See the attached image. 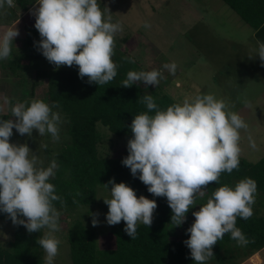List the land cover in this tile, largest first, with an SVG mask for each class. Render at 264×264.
Returning <instances> with one entry per match:
<instances>
[{"label": "clouds", "instance_id": "9594fccd", "mask_svg": "<svg viewBox=\"0 0 264 264\" xmlns=\"http://www.w3.org/2000/svg\"><path fill=\"white\" fill-rule=\"evenodd\" d=\"M6 5L12 7L14 0H0V9ZM31 12L40 36L38 50L55 69L77 66L80 79L87 77L89 84L100 86L116 77L118 65L112 59L114 36L123 29L120 23L111 22V15L105 19L98 0H35ZM17 23L0 35V60L11 56L13 40L19 35ZM144 27L151 25L145 22ZM256 44L254 54L249 57L258 56L264 66V42ZM122 60L135 63L129 57ZM163 68L175 75L177 64L166 63ZM162 78V73L155 69L129 70L120 86L128 88L143 82L146 87H155ZM140 102L148 111L133 117L128 126L132 136L127 141L128 155L121 163L150 194L166 198L171 209L170 222L178 227L185 222L186 213L196 206L197 197L205 195L209 184L219 183L222 173L238 170L240 130L246 131L248 124L230 110L234 104L212 94L185 97L166 110H160L151 95H144ZM5 103L11 101L6 97ZM244 103L251 107L247 100ZM56 108L59 104L55 102L51 105L42 100L17 102L10 107L11 118L0 120V213L6 214L14 226H23L29 234L47 230L36 240L45 253V264H54L61 243L54 235L59 231L61 215L54 202L63 207L65 201L49 182L59 165L52 159L45 167L27 144L9 141L13 129L28 137L36 130L39 137L49 135L53 141H59L63 121L61 114L53 110ZM153 111L154 115H150ZM248 141L255 149L250 134ZM39 148L45 149L47 145L39 144ZM103 186L109 193L103 199L108 208L105 220L109 226L123 221V230L131 239L137 236L138 224L151 226L157 208L155 200L143 195L137 197L131 187L114 179ZM256 191V182L251 178L240 180L234 187L223 185L211 193L198 211L192 212L194 221L186 229L189 238L183 243L190 250L194 264H206L213 258L212 249L225 234L238 246L250 243L236 221L237 217L248 220L253 216ZM76 195L81 193L77 191ZM73 203L78 201L74 199ZM98 215L92 214L93 227L100 223Z\"/></svg>", "mask_w": 264, "mask_h": 264}, {"label": "trees", "instance_id": "16d2710c", "mask_svg": "<svg viewBox=\"0 0 264 264\" xmlns=\"http://www.w3.org/2000/svg\"><path fill=\"white\" fill-rule=\"evenodd\" d=\"M250 25L255 26L264 19L250 6L264 0H222ZM35 0H16L19 10L25 11ZM260 20L257 21L256 17ZM39 33L36 29H27L21 43V53L7 59L6 66L11 75L17 76L16 67L22 59L31 61L42 57L38 50ZM34 42H36L34 44ZM114 63L118 65L116 77L105 85L89 84L87 77L78 76V67L59 68L50 71L37 68L31 63L33 71L32 88L40 78L46 81L44 98L29 97L26 102L42 100L48 104H59L54 111L62 114L65 120L68 140L59 147L56 161L59 165L50 183L55 186L56 194L65 201L61 207L65 215L78 207L95 204L103 184L109 179L116 183H125L131 187L137 197L143 195L155 200L157 208L153 213V222L149 228L143 224L137 226V236L131 239L125 232V223L109 226L108 232L113 236V247L100 248L95 230L86 226L81 219H73L66 231L69 262L67 264H194L190 250L170 226L171 209L165 197H155L147 191V187L130 174L123 166L124 157L101 155L98 147L106 130L113 136L121 138L132 136L129 125L133 117L148 111L140 102L144 95H151L160 110L178 103L158 86L137 82L131 87H121L129 70H135L137 62L129 52L115 43ZM122 57H129L135 63H128ZM154 115V111L149 113ZM11 118V112H1L0 120ZM139 173L137 174L138 177ZM251 178L256 182L255 203L252 206L253 216L248 220L237 217L236 226L250 240L247 246H238L236 241L225 234L213 247L214 257L206 264H238L243 258L251 255L264 246V155L251 162L239 158L238 170L222 173L219 183L209 184L203 197H197L199 206L206 203L211 193L218 187L228 185L234 187L242 179ZM109 189L111 185H108ZM81 193L80 196L76 192ZM78 203H73V200ZM0 219L10 221L6 214L0 213ZM37 237L25 231L23 226H13L12 239L7 248L0 242V264H45L41 251L37 249Z\"/></svg>", "mask_w": 264, "mask_h": 264}, {"label": "rangeland", "instance_id": "374dc122", "mask_svg": "<svg viewBox=\"0 0 264 264\" xmlns=\"http://www.w3.org/2000/svg\"><path fill=\"white\" fill-rule=\"evenodd\" d=\"M214 1L222 3L221 0H98V3L104 12L105 19L111 15V22L122 25L123 30L115 34L114 40L115 43L120 42L121 48L128 51L137 62L136 66L138 67L134 71L159 70L163 78L160 79L157 86L178 103L182 102L185 97L212 94L217 99H224L226 102L234 104L235 107L230 110L237 113V107L241 106L240 97L243 95L237 94L242 80L239 81L235 77L231 78L232 73H229L235 70V67L232 66L229 69L227 66L225 71L221 72L224 77H218L214 72V68L216 69L223 59H227L229 53V48L226 46L222 47L224 52L222 49L216 52L217 55L213 52L214 43H218V39L210 34L212 31L209 30L210 25L208 23L222 21L221 17L213 18L214 14L208 7L209 2ZM34 4L35 2L28 5L27 9L23 11L17 8L16 0H14L12 7L6 5L4 9H0V35L8 28L14 27L18 21L16 27L19 35L13 40L10 57L21 53V43L27 29H35V17L31 12ZM235 16L232 14V17ZM201 17H204L206 23L198 22ZM145 22L149 23L151 27H144ZM222 42L220 41V43ZM209 54H211L209 56L211 61L206 63L205 57ZM6 61L7 59L0 60V113L6 111L10 113L12 105L17 102H26L29 97L44 98L46 96L45 79L37 80L32 88L34 78L33 71L29 66L34 62L37 68L45 71L55 69V66L51 65L43 55L34 61L27 58L22 59L16 67L18 74L14 77L9 68L4 67ZM172 62L177 64L175 75L163 68L164 64ZM72 67L61 66L60 68ZM6 97L11 101V104L5 103ZM61 117L63 122L60 125L59 141H53L49 135L39 137L36 130H33L31 137H28L26 135L21 136L13 129V135L9 142L17 145L27 144L34 154H38L46 167L52 159L56 160L59 147L68 140L62 114ZM102 131L105 132V136L98 147L101 155L110 157L128 155L127 141L131 136L117 138L104 129ZM39 144H46L47 148L41 149ZM108 196V191L102 188L95 204L78 207L69 211L68 215H65L63 208L56 207L61 215L59 231L54 235L61 243L54 264H67L69 262L66 231L68 225L76 218L81 219L86 226L95 230L100 248L113 247V236L108 232L109 225L105 220L108 208L103 202V199L108 198ZM193 211H197V205L186 213V220L182 225L175 227L171 224L170 226L171 230L182 241L189 238L186 229L194 221ZM93 213H99L97 219L100 223L95 227L92 226ZM13 226L11 221L0 219V242L6 243L7 248L12 239ZM45 231L47 230L43 229L38 233L31 234L38 239L44 235ZM37 249L41 251V256L44 259L43 249L40 246H37ZM253 254L243 258L238 264H256V261L259 264H264V255L255 254V256L250 257Z\"/></svg>", "mask_w": 264, "mask_h": 264}, {"label": "crops", "instance_id": "0c3cea01", "mask_svg": "<svg viewBox=\"0 0 264 264\" xmlns=\"http://www.w3.org/2000/svg\"><path fill=\"white\" fill-rule=\"evenodd\" d=\"M221 2H209L208 7L214 14L213 18L221 17L222 21H211L208 25H210L209 30L212 31L210 34L218 39V43H214L213 52L216 55V52L221 51V49L224 52L222 47L226 46L229 48V53L228 58L223 59L216 69L214 68V72L218 77H224L221 72H224L227 66L229 69L234 66L235 70L229 72L232 73L231 78L235 77L239 81L242 80L237 94H242L243 97H240L241 106L237 107V113L248 124V129L246 131L240 130V156L254 162L264 155V66H261L258 56L252 58L249 56L254 54L253 50L257 46V41L264 42V19L260 22V18L257 16L256 20L259 23L252 26L222 0ZM250 7L259 16L264 14V1L254 3ZM232 14L236 16L232 17ZM198 22L204 24V17L198 19ZM220 41L223 42L220 43ZM209 56L211 54L205 57L206 63L211 61ZM245 100L250 103L251 107L245 105ZM249 134L255 140V149L249 146ZM255 254L264 255V246L250 257L255 256ZM256 264H259L258 261Z\"/></svg>", "mask_w": 264, "mask_h": 264}]
</instances>
